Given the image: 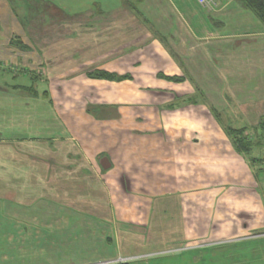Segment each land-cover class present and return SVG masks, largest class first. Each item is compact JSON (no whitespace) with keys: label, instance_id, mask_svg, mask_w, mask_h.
Returning <instances> with one entry per match:
<instances>
[{"label":"crops","instance_id":"0c3cea01","mask_svg":"<svg viewBox=\"0 0 264 264\" xmlns=\"http://www.w3.org/2000/svg\"><path fill=\"white\" fill-rule=\"evenodd\" d=\"M263 123L264 22L241 0H0V200L41 196L56 166L160 180L189 162L216 221L259 223L264 142L241 153L229 129Z\"/></svg>","mask_w":264,"mask_h":264},{"label":"rangeland","instance_id":"374dc122","mask_svg":"<svg viewBox=\"0 0 264 264\" xmlns=\"http://www.w3.org/2000/svg\"><path fill=\"white\" fill-rule=\"evenodd\" d=\"M188 164L184 177L160 180L136 166L118 176L74 167L65 180L56 166L50 187L39 183L41 196L0 200V264H264V218L216 221L210 211L225 210L224 199ZM162 191L166 198L153 195Z\"/></svg>","mask_w":264,"mask_h":264},{"label":"trees","instance_id":"16d2710c","mask_svg":"<svg viewBox=\"0 0 264 264\" xmlns=\"http://www.w3.org/2000/svg\"><path fill=\"white\" fill-rule=\"evenodd\" d=\"M243 5L253 12H255L261 20L264 22V0H241ZM98 76L105 78H114L115 76L110 75L107 72L99 73ZM264 129V123L261 126ZM229 134L232 136L235 144L237 145V149L241 153H247L252 145L251 138L247 137L244 134V130H233L229 129Z\"/></svg>","mask_w":264,"mask_h":264},{"label":"built area","instance_id":"2783aa9c","mask_svg":"<svg viewBox=\"0 0 264 264\" xmlns=\"http://www.w3.org/2000/svg\"><path fill=\"white\" fill-rule=\"evenodd\" d=\"M200 4L206 5V4H211L214 3L216 0H197Z\"/></svg>","mask_w":264,"mask_h":264}]
</instances>
